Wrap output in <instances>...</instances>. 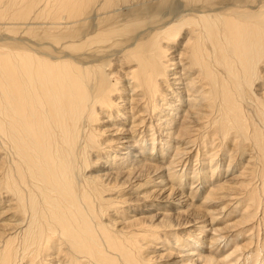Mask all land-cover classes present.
Masks as SVG:
<instances>
[{"label": "bare ground", "instance_id": "obj_1", "mask_svg": "<svg viewBox=\"0 0 264 264\" xmlns=\"http://www.w3.org/2000/svg\"><path fill=\"white\" fill-rule=\"evenodd\" d=\"M153 253L264 264V0H0V264Z\"/></svg>", "mask_w": 264, "mask_h": 264}, {"label": "rangeland", "instance_id": "obj_2", "mask_svg": "<svg viewBox=\"0 0 264 264\" xmlns=\"http://www.w3.org/2000/svg\"><path fill=\"white\" fill-rule=\"evenodd\" d=\"M230 142H228L227 144H226V146L229 144ZM193 150H195V149H193ZM195 155H196V152L192 155V154H186L185 155V157H184V160H186V162H188L189 161V163H188V167H189V169H191V168H193L194 169V165H195V168H198L199 166H197L196 167V165H198V162H195L196 161V158H195ZM189 157V159L187 160V158ZM197 163V164H196ZM222 168H221V170L222 171H224V170H226L227 169V167L226 166H224L223 164H222V166H221ZM190 172H187V175L189 174ZM184 195H188V194H186V193H183ZM201 197H202V195H200L199 196V198L198 199H196L195 200V202H194V204L196 203V204H200L201 203V201H202V199H201ZM216 206H218V205H216ZM216 209V208H215ZM198 232H200V231H198ZM210 237V234L208 235H206V233H205V231H203L202 232V236L201 237ZM172 252V251H171ZM174 252V251H173ZM175 253H176V251H175ZM175 253H173V254H175ZM151 255V254H150ZM160 255L161 254H156V253H153V255H151L152 257L154 256L155 258H157L153 263L154 264H167V263H165L166 261L168 262V258H164V259H161V260H158V258L160 257Z\"/></svg>", "mask_w": 264, "mask_h": 264}]
</instances>
